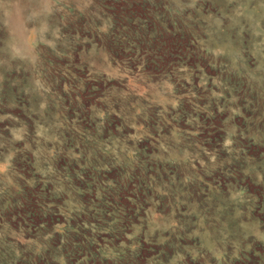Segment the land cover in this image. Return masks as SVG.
<instances>
[{
  "label": "rangeland",
  "instance_id": "1",
  "mask_svg": "<svg viewBox=\"0 0 264 264\" xmlns=\"http://www.w3.org/2000/svg\"><path fill=\"white\" fill-rule=\"evenodd\" d=\"M0 264H264V0H0Z\"/></svg>",
  "mask_w": 264,
  "mask_h": 264
}]
</instances>
